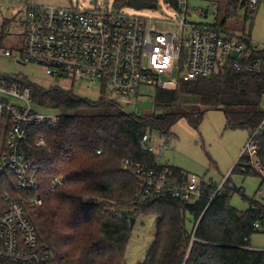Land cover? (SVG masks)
<instances>
[{"label":"trees","instance_id":"obj_1","mask_svg":"<svg viewBox=\"0 0 264 264\" xmlns=\"http://www.w3.org/2000/svg\"><path fill=\"white\" fill-rule=\"evenodd\" d=\"M163 1L180 10L181 0ZM113 4L137 12L157 11L160 0H114ZM10 10L6 8L2 17L0 43L12 23L5 17ZM20 14L24 15L23 8ZM29 86L36 107L61 114L59 128L31 130V143L43 138L46 146L27 151L40 167V188L28 194L43 201L41 206L28 207L29 217L56 264H123L133 230L131 219L140 216L157 218L155 242L143 264H264V251L251 246L253 235L264 226V206L251 200L246 212L233 208L230 200L235 189L228 186L230 179L212 201L211 193L205 192L191 203L157 198L141 202L143 189L125 168L126 161L134 167H159L141 144L144 135L168 138L182 119L195 129L200 126L203 114L181 105L187 97L197 100L201 109H224L229 128L256 130L264 119V78L245 68H227L173 91L158 90L155 106L165 112L148 116L126 113L117 101L107 98L105 90L100 98L90 100L74 90ZM4 128L0 122V148ZM242 160L231 174L241 170ZM168 168L176 178L188 174ZM55 176L64 177L63 187L52 188ZM188 217L193 220L191 232ZM257 221L260 229L255 230Z\"/></svg>","mask_w":264,"mask_h":264},{"label":"built area","instance_id":"obj_2","mask_svg":"<svg viewBox=\"0 0 264 264\" xmlns=\"http://www.w3.org/2000/svg\"><path fill=\"white\" fill-rule=\"evenodd\" d=\"M263 1H242L245 27L236 33L217 23L190 22L189 0L180 1L176 12L181 19L177 22L158 21L108 3L80 10L39 6L29 0L22 4L24 32L19 62L41 68L54 86L62 82L75 86L84 81L89 89L99 87L98 98L105 90L107 98L115 101L130 100L142 86L173 91L183 83L227 68H245L249 74L264 78V45L251 37L252 20ZM211 2L209 8L217 10V1ZM209 8L198 13L207 15ZM4 12L5 8L0 7V28ZM158 24L171 28L161 31ZM4 55L12 57L13 52L5 50ZM25 81L18 75H0V122L5 124V142L0 148V264H56L48 248L40 243L38 230L29 217L28 207L41 206L43 201L28 194L40 188V167L27 151L46 146L43 138L31 143V130L59 128L61 114L36 107L32 89ZM248 133L241 170L245 175L264 179V119ZM141 144L159 166L134 167L130 161L125 162V168L143 189L141 202L157 198L191 203L205 192L211 193L212 201L225 190L228 175L219 183L193 174L174 177L168 165L162 163L163 155L175 148L171 137L146 134ZM64 185L63 176L51 178L53 189ZM257 194L263 195L260 190ZM253 227L260 229V222ZM193 241L192 238L187 254Z\"/></svg>","mask_w":264,"mask_h":264},{"label":"rangeland","instance_id":"obj_3","mask_svg":"<svg viewBox=\"0 0 264 264\" xmlns=\"http://www.w3.org/2000/svg\"><path fill=\"white\" fill-rule=\"evenodd\" d=\"M20 1V2H18ZM29 0H0V7L10 8L5 13L7 19H12L7 29V37L0 43V75H18L27 83L43 89L58 87L62 90H73L74 93L90 100L99 97V87L91 86L81 81L75 86L62 82L54 86L52 80L45 75L43 70L34 65L20 63L19 52L23 47L22 10L23 3ZM37 5L45 7L71 8L79 7L80 10H92L96 6L108 3L110 6L114 0H35ZM217 10H211V0H189L188 20L194 23H207L223 26L227 30L236 33L242 32L245 27V12L241 7L243 0H216ZM209 8L208 14L201 16L200 10ZM16 17L12 16L15 15ZM144 16H150L158 21L177 22L181 19L180 13L171 9L163 0H160L157 11H142ZM171 28L168 25L158 24V29L166 31ZM1 31V29H0ZM252 40L264 45V1L256 13L251 24ZM5 50L13 52L12 57L4 55ZM156 88L142 86L136 96L130 100L116 99L117 103L128 114L148 116L164 113L163 109L155 106ZM183 107L189 112L200 111L203 119L200 126L195 129L186 119L180 120L171 130L170 137L175 148L166 152L162 157V163L182 169L185 173L196 175L206 181L219 183L227 175L230 178L228 186L234 190L230 203L240 212L249 209L253 199L264 206V184L260 176L245 175L242 170L233 173L249 138L246 129H232L227 127V119L224 109H201L195 104L197 100L190 97L184 98ZM261 109L264 110V101ZM169 111V110H168ZM53 112V111H50ZM259 190L263 193L258 197ZM244 196V198H243ZM187 229L191 232L193 220L188 217ZM157 218L154 216H140L133 227L131 238L127 246L123 264H143L148 252L155 242ZM251 246L255 250L264 251V226L251 239Z\"/></svg>","mask_w":264,"mask_h":264},{"label":"water","instance_id":"obj_4","mask_svg":"<svg viewBox=\"0 0 264 264\" xmlns=\"http://www.w3.org/2000/svg\"><path fill=\"white\" fill-rule=\"evenodd\" d=\"M135 223H136V219L132 218V219H131V228H132V229H133Z\"/></svg>","mask_w":264,"mask_h":264},{"label":"crops","instance_id":"obj_5","mask_svg":"<svg viewBox=\"0 0 264 264\" xmlns=\"http://www.w3.org/2000/svg\"><path fill=\"white\" fill-rule=\"evenodd\" d=\"M9 9V8H8Z\"/></svg>","mask_w":264,"mask_h":264}]
</instances>
